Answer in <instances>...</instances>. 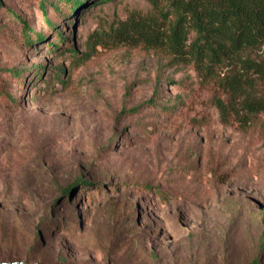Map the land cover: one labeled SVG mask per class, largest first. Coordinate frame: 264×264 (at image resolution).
<instances>
[{"label": "rangeland", "instance_id": "obj_1", "mask_svg": "<svg viewBox=\"0 0 264 264\" xmlns=\"http://www.w3.org/2000/svg\"><path fill=\"white\" fill-rule=\"evenodd\" d=\"M0 1L43 35L0 10V264H264V114L225 124L218 80L108 39L150 0L64 7L59 34Z\"/></svg>", "mask_w": 264, "mask_h": 264}, {"label": "trees", "instance_id": "obj_2", "mask_svg": "<svg viewBox=\"0 0 264 264\" xmlns=\"http://www.w3.org/2000/svg\"><path fill=\"white\" fill-rule=\"evenodd\" d=\"M111 1L38 0V8L45 25L59 34L51 15L63 16L64 7L74 13L86 4L95 6ZM150 1L153 5L150 14L130 13L111 28L108 39L115 44L142 45L163 51L176 64L191 65L202 78L218 80L224 99L217 98L215 106L225 124L235 122L245 129L254 117L264 114V97L255 92L256 86L264 83V61H257L249 55L264 46V0H165L164 6L158 0ZM0 10L7 11L22 24L24 44L43 40L40 32H34L23 18L1 1ZM2 74L20 78L16 70ZM0 102L6 108L16 103L2 80ZM139 108L123 112L134 113ZM89 184L85 179L78 181V185ZM73 187L66 188L64 195H69ZM140 188L143 191L151 189L145 185ZM248 264H259V259Z\"/></svg>", "mask_w": 264, "mask_h": 264}]
</instances>
